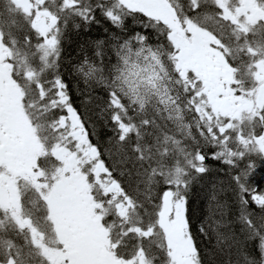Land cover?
Returning <instances> with one entry per match:
<instances>
[{
    "label": "snow or ice",
    "instance_id": "6c2138e0",
    "mask_svg": "<svg viewBox=\"0 0 264 264\" xmlns=\"http://www.w3.org/2000/svg\"><path fill=\"white\" fill-rule=\"evenodd\" d=\"M258 166L264 0H0V264H264Z\"/></svg>",
    "mask_w": 264,
    "mask_h": 264
},
{
    "label": "trees",
    "instance_id": "16d2710c",
    "mask_svg": "<svg viewBox=\"0 0 264 264\" xmlns=\"http://www.w3.org/2000/svg\"><path fill=\"white\" fill-rule=\"evenodd\" d=\"M100 33H98L96 30L93 31L92 35L96 36L99 35ZM76 45L73 44L71 46V48L69 49V51H72L73 48H75ZM76 53L73 52V57H75ZM210 163H212L210 161ZM216 165H213V169L214 171L216 170ZM252 183L254 186H256L258 189H264V166H258L256 169V172L254 174V176L252 177ZM202 193H201V197H202ZM193 209H194V213L195 216L199 217L202 216L205 211H206V204L204 202V200L200 197L194 198V202H193ZM203 246V244H202Z\"/></svg>",
    "mask_w": 264,
    "mask_h": 264
}]
</instances>
